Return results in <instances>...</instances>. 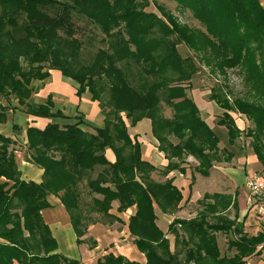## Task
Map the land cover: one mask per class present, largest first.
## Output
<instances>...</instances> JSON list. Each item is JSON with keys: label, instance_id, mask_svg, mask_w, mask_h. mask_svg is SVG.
Returning <instances> with one entry per match:
<instances>
[{"label": "trees", "instance_id": "obj_1", "mask_svg": "<svg viewBox=\"0 0 264 264\" xmlns=\"http://www.w3.org/2000/svg\"><path fill=\"white\" fill-rule=\"evenodd\" d=\"M167 1L189 11L203 29L181 24L160 6L148 10L150 0H0V123L17 109L12 101L32 117L64 119L51 96L43 103L33 101V82L47 79L52 69L72 80L79 98L88 93L97 101L104 116V126L92 131L81 118L66 125L52 122L43 129L31 126L27 143L20 146L0 133V264H81L57 251L42 212L51 208L49 195L58 197L69 214L77 245L87 244V217L80 208L83 182L98 196L92 198L94 213L121 222L117 214L135 207L128 232L146 264H247L244 257L264 252V225L255 236L229 241V247L239 252L232 259L221 256L215 236L225 226L208 224L207 214L192 221L175 219L167 233L157 225L158 213L176 212L183 196L172 179H152L157 169L142 159L141 145L122 114L131 126L150 119L152 135L169 160L165 175L183 171L180 165L193 156L199 161L195 172L209 176L213 161L222 159L217 155L219 139L181 86L199 72L198 61L212 72L227 76L235 70L241 77L245 97L231 98L232 92L220 86L213 89L212 98L224 110L218 125L227 129L234 143L243 132L231 113L245 115L252 124L246 135L252 137L251 148L264 168V7L260 0ZM90 25L100 29L105 45L89 63L81 60L80 52L84 41H89ZM180 45L194 56L183 57ZM162 102L173 111L171 118L161 111ZM171 136L179 143L172 144ZM18 148L26 162L43 170L40 183L21 179L14 155ZM108 149L113 151V161L106 156ZM226 155L234 157L227 151ZM216 201L209 205L211 211L221 205ZM114 202L117 214L111 212ZM230 205L231 201L223 208ZM229 230L241 233L243 224ZM168 234L174 235L181 250L171 251ZM95 264L141 263L109 253Z\"/></svg>", "mask_w": 264, "mask_h": 264}, {"label": "rangeland", "instance_id": "obj_2", "mask_svg": "<svg viewBox=\"0 0 264 264\" xmlns=\"http://www.w3.org/2000/svg\"><path fill=\"white\" fill-rule=\"evenodd\" d=\"M150 2L151 4L148 10H154L156 6H160L159 8H162L167 13L174 16L181 24L186 25L187 27L193 29H203L202 25L193 18L192 14L189 11H183L178 7L176 3L167 0H150ZM88 28L90 30L88 31L89 41L87 40L84 41L82 48L83 50L80 53L82 55L81 60H85L83 62L87 61L90 63V61L92 62L93 60L92 58L96 56L98 50L101 49V47H104L105 44L102 43V38L104 36L102 35L100 29L92 27V25H90ZM178 49L183 57L194 56L192 50L188 49L184 45H180ZM198 63H199V72L193 75V77L191 78L188 84L183 83L181 84V86L186 88V93L188 98L192 100L195 104L197 103L196 105L199 107V109L201 108L200 109L201 117H202V113L204 117H206L207 114L211 115V113L214 112L215 110L216 113L220 114L219 116L223 114L224 110L222 106L218 104L217 99L214 100L212 98V93L214 92L213 89L217 86L223 87L225 88V90L229 89L232 92L233 96L228 94V99L230 101H232V99H230L231 96H232L231 98L245 97L246 88L237 71L230 70L228 71L227 76H224L218 72H212L211 69L208 68L205 64H201L199 61ZM51 71H58L61 73V71L59 70L52 69L49 71V74ZM67 80L72 82L71 79H67ZM37 83H39V81L33 82V86ZM197 94H199V96H197ZM3 101L4 100H2V103ZM161 111L163 112L166 118H171L173 115V111L171 110V108L167 107L164 102L161 103ZM231 115L235 120L237 127L239 128L240 126L239 130L243 133L239 135L237 139L234 140V143L233 142L230 143L229 141L230 143L229 145H231L233 148H241V149L244 146L249 153H252L253 150L251 148V142L253 139L252 137L246 135V132H248V130L249 131L251 130V126H252L251 122L248 120V118L245 115L240 114L238 112L231 113ZM122 116L124 118L126 125L129 127L128 130L130 134L135 135V133L138 132L142 136L141 142L138 139L139 136H137V141L141 145L142 159H143V150H145V146L147 147L146 143H149L153 151L163 156V158L166 160L168 165L169 160L166 159L165 157L166 153L159 149V142L152 135V124L150 119L144 118L138 122L142 124L141 125L142 127L145 126L142 128L139 126L136 127L138 123L134 126H131L130 120L125 118L124 114H122ZM219 118L220 117L214 120V122H217V125ZM202 119L205 120L206 118L204 119L202 117ZM240 120H242V123ZM147 125H150L151 134L150 135L148 134L146 138L143 137L145 133L143 131L147 130L148 128ZM169 140L174 145L179 143V140L173 136L169 137ZM217 149H218L217 155L222 159L220 162H216L214 160L213 167L215 166V164L217 165L219 163L222 164L221 166H223L225 169L229 171H231V168H233L232 170L238 173L237 170H239L240 175L234 178V180H232L227 175L222 176V174L219 173L218 175H214V177H211V171H210L209 176L204 177L200 173L195 172L194 169V172L192 171L191 173L192 175L191 178L187 177V179L192 180L191 186H196V188L201 189L200 191L201 196L197 195L196 196L197 198L193 197L190 203L186 202L185 205L180 207V205L183 203V199L186 193L184 195L182 190L179 189L183 196L182 201L178 205L179 209L176 212L172 211L166 214L163 213L160 214L157 212L158 213L157 225L161 228L163 232L167 233L168 232L167 227H169L170 225L169 222H172L175 219L192 221L196 218H200L203 214H207L206 221L208 224H222L225 226L224 229L222 228L223 230L221 232L215 233V236L218 241V246L221 252V256L225 257L226 259L227 258L232 259V257L239 254V252L235 248L231 249L229 247V241L238 240L243 236H247V235L255 236L260 231H262L264 225V219L262 218V215L259 211V207L264 206V194L260 197L259 200H257V198L251 197L252 195L248 188V182L255 174L264 176V168L262 165L260 167L250 165L247 168L246 174H244L242 170L240 171L241 168H238V166H236L237 165L236 161H233V158L227 157L228 155H226V151L228 153L229 151L226 148H223L220 142L217 145ZM106 156L109 160L114 159L113 151L108 149ZM174 161L176 162V160ZM187 162L192 166L195 164L194 165L195 168L199 166V161H197L193 156L186 157L183 164ZM182 165H180V169H183V171L175 170V175L183 179L187 175V170ZM165 167L164 166L163 168L156 167L157 171L151 174L152 179L158 182H165L167 179H172L173 183L175 184L174 176H170V173L174 171L170 172L167 176L163 172ZM221 177L223 179H221ZM220 181H223L224 183H221ZM237 181L241 183V185H239L238 187L239 190H237ZM80 193H81L80 208L84 212V215L87 217V224H88V232L85 236V239L87 241L86 247H87V251L91 252L90 254H92V258H91L89 257V254L86 253L87 259H85V261L87 262V264H95V260H96L95 258L97 256L102 257L108 255L109 253H113V254L115 253L116 255L122 254L124 257H126L129 260H137L141 262V264H146L145 256L137 249L136 245L134 244L133 238L129 235L128 232L129 217L132 214H134L135 207L128 210L124 214H117L116 207L118 203L114 202L113 203L114 208L111 212L113 214H117V216L121 218V222H116L108 219L107 217L101 214H97L92 211L91 208L92 198L98 196L92 195V193L89 191V188L86 185V182H83L81 184ZM214 195L220 197L218 198V201L213 199ZM221 198L222 200H220ZM215 201L218 202V204L221 202V205L217 206L218 207L217 210L213 209L211 211L209 205L213 204ZM229 201H231L230 207L228 209H224L223 206L227 204ZM240 224H243V230L241 233L236 234L239 231L237 230V228L238 225ZM233 227H235V230L237 231L233 232V230H229V228L232 229ZM167 237L170 241L172 252L176 250L175 247L181 250V245H177L175 243V237L173 234H168ZM115 243L120 246L119 250H116L117 247L116 249H114ZM61 244L63 243L61 242ZM94 244H96L95 248H91V246ZM64 251L65 250H63V253ZM244 259H246L247 264H264V252L261 254V256L252 255L250 257H244ZM15 264L18 263L15 262Z\"/></svg>", "mask_w": 264, "mask_h": 264}, {"label": "crops", "instance_id": "obj_3", "mask_svg": "<svg viewBox=\"0 0 264 264\" xmlns=\"http://www.w3.org/2000/svg\"><path fill=\"white\" fill-rule=\"evenodd\" d=\"M260 3L264 7V0H260ZM34 87H35V91L33 93V101L35 103H43L47 100L48 96H51L52 100L55 103V110H60L64 115V119L63 118L48 119V118L32 117L21 111L22 108L19 107L17 101H12V105L17 109H15V111H11L7 115V121L4 124L0 123V132L6 137H10L16 140L19 146L25 145L27 143L26 131L31 126H35L39 129H43L46 127V125L52 122H57L60 125H66L73 123L76 118H81L82 120H84L85 125L88 126L86 129L89 131L93 130L92 127L101 128L104 126V116L101 113L99 103L92 101L90 95L87 93L79 98L76 95V89L74 84L71 81L63 78L60 72L51 71L50 76L47 79L41 82L39 81V83L35 84ZM197 96H199V94H197ZM2 104L6 106L7 102L4 100ZM219 115L220 114L216 113V110L212 112L211 115L207 114L206 117H204L202 113V117L204 119L206 118L205 121H207V123L211 126L213 132L217 135L221 146L223 148H226L229 151V153H231L234 156L233 161H236L237 163L236 166H238V168H241L240 171L242 170L244 174H246L247 168L250 165L260 167L261 164L258 162L257 157L253 152L249 153L244 146L241 149V148H233L231 145H229L230 143L228 140V132L226 128L219 126L217 125V122H214V120L218 119ZM240 121L242 123V120ZM141 125H142L141 123H138L136 127L138 126L142 127ZM14 126L18 127V130H14ZM147 126H148L147 130L143 131L145 132L143 137L146 138L148 134L149 135L151 134L150 125ZM133 136H139L138 139L141 142V138H142L141 134L136 132L135 135H132V137ZM146 144L147 147L145 146V150H143V159L150 162L155 167L163 168V166L164 167L167 166V162L163 158V156H161L157 152H154L152 147H150L149 143ZM14 155L19 170L21 171V179L26 182L33 181L36 183H40L43 178V170L38 168L34 164L26 162L24 158V153L20 151L19 148L18 151H15ZM110 160L113 161L114 159H110ZM194 165L192 166L188 162L182 165L187 170V175L183 179L179 176H176L175 171L170 173V176H174L175 185L180 190H182L184 195L186 193L183 199V203L180 205V207L185 205L186 202L190 203L193 197L197 198L196 197L197 195L201 196V192H200L201 189L196 188V186H191L192 180L187 179V177L191 178L192 176L191 173L192 171L194 172L195 169ZM221 165L222 164L219 163L217 165L215 164V166L211 170V177H214V175H218L219 173L222 174V176L227 175L229 178L234 180V178L240 175L239 170H237L238 173L234 172V170H232L233 168H231V171H229ZM221 179L223 178L221 177ZM220 182L224 183L223 181ZM240 182L237 181V190H239L238 187L239 185H241ZM48 202L50 203L51 208L45 209L42 212V215L46 224L50 227L53 237L57 241L58 244L57 251L66 257L79 260L81 264H87V262L85 261V259H87L86 253L89 254V257L91 258H92V254H90L91 252L87 251V247H86L87 244L77 245L76 234L71 226V220L65 207L62 205L59 198L53 195L48 196ZM170 223L171 222H169V224ZM61 242L63 244H61ZM114 249L119 250L120 246L115 243ZM63 250H65L64 251L65 254L63 253ZM98 257L99 256H97L95 259H97ZM131 261H137V260H131Z\"/></svg>", "mask_w": 264, "mask_h": 264}, {"label": "built area", "instance_id": "obj_4", "mask_svg": "<svg viewBox=\"0 0 264 264\" xmlns=\"http://www.w3.org/2000/svg\"><path fill=\"white\" fill-rule=\"evenodd\" d=\"M248 188L251 192V197L260 199L264 194V176L255 174L248 182ZM259 211L264 219V206L259 207Z\"/></svg>", "mask_w": 264, "mask_h": 264}]
</instances>
